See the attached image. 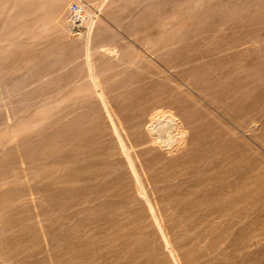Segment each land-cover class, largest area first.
<instances>
[{"label": "rangeland", "instance_id": "rangeland-1", "mask_svg": "<svg viewBox=\"0 0 264 264\" xmlns=\"http://www.w3.org/2000/svg\"><path fill=\"white\" fill-rule=\"evenodd\" d=\"M9 1L14 3H10L13 4L11 6L14 8L12 11H9V9H13L9 5ZM54 1L56 0H0V11L6 8V10L1 11L2 20L0 18V40L2 39L0 41V57L4 58H0V61L2 60L0 69L3 68L2 72L0 71V82L3 83H0V264H36L37 261V264H264V51H262L264 50V6L262 5L264 1L221 0L219 2L220 0H215L219 3L217 4L214 0H177L178 2H175L176 0H150L148 2H145V0H117L118 2L116 0H107L104 6H101L102 0ZM62 2L66 3L63 9L59 11ZM209 2L210 4H208ZM124 3L125 6H123ZM205 3L210 7H207ZM41 4L46 6L43 7ZM76 6L79 7L80 12L82 9L85 10L84 25L85 22L87 23L89 14H98V25L103 29V36L108 38V41H105L104 44H113L115 42V44L120 45L122 56L128 63L119 65L116 61H100V63L98 61V69L104 85L106 84V88H116L120 92L122 100H125L124 107L130 112V115L136 112L134 114L136 115L135 118H140V121L136 119V122H141L145 118L148 119L149 116L164 113L170 108H176L175 110L179 115L187 117L186 127L189 131L187 135L180 137L173 144L151 151L149 156L144 157L143 164L139 167H134L133 163H127V167L132 168L127 174L124 164H120L119 172L114 176L109 175L102 183L87 182V187H82L79 190H77L76 183L75 191L77 190L76 194L79 197L76 200L68 199V202L66 200L64 201L66 203H64L63 200L67 198L63 197V200H61L62 198L56 195L57 190H53V194L56 195L55 198L50 197L51 199L46 202L47 204L43 203L44 206H42L43 209L46 207L54 209L48 219H46V226L49 229L47 239L51 242L49 246L46 244V237L43 234L37 216L38 208H34L29 200L27 188L23 187L18 193L13 188L11 175L14 172V164L11 162H13L14 158L13 143L15 138L13 136L16 131L13 130V125L10 123L9 118L16 104L20 105L22 119L34 115L39 107L38 95H44L42 97H44L46 108L49 111V122H52L66 114L68 110L75 108V106L82 105L88 97V94L82 93L88 87V83L86 81V72L83 71L85 68L84 66L81 67V57L77 58L76 62L70 63L65 67L63 65L66 64H52L50 62L52 56L68 57L70 53L74 57L73 53L79 55L81 52L80 49L73 50L75 46L77 47V44L68 43V35L64 32V29H69L72 24L73 8ZM106 7L107 9H104ZM118 7H120V11ZM200 7L202 9H200L201 13L200 10L197 11ZM37 8H39L38 11ZM188 8L189 10H187ZM205 8V13H203ZM208 8L209 11H207ZM51 9L53 12L50 11ZM114 10L118 13H113L115 12ZM43 11L45 14H41ZM57 11L58 13H56ZM69 12L73 15L71 16ZM181 13L185 15H180ZM230 13L231 15L228 16ZM5 14H7L6 18H3ZM63 14L65 15L61 16ZM81 14L84 15L83 12ZM48 15H54V18H48ZM40 16H43L44 19L43 21L41 17L39 21V23L43 21L41 22L43 26L37 23ZM222 16L225 18H222ZM230 16L236 19H232ZM217 18H220V20L218 21ZM214 19L217 20L215 21ZM172 21L173 24H170ZM36 23L37 25H35ZM105 23H108V25ZM152 23L153 25H151ZM163 23L167 27H164ZM49 24L52 26L49 27ZM146 24L150 25L146 26ZM186 24L189 27L185 26ZM222 24L224 25L221 28ZM117 25L119 28L121 27V31H125L124 35L123 32L117 33L119 32ZM138 26L143 27L139 29L140 27ZM154 26L157 28H154ZM199 26L202 27L200 28ZM206 26L210 29V34H208L209 31ZM34 27L35 32L32 30ZM159 27L163 29H159ZM151 28L152 30L150 31ZM217 29L219 30L216 31ZM17 31L21 34L20 38L22 37V39L17 35ZM28 32L31 34L24 36ZM109 32L112 33L108 34ZM10 33V37L15 35L16 38H10ZM151 33L154 34L151 35ZM158 33L159 35H157ZM192 35L197 36L194 37ZM36 36L39 37L37 38ZM154 36L155 38H153ZM62 37L66 38L62 39ZM93 37L96 39L97 34H94ZM29 38L30 41L32 39L31 42H28ZM183 38H187L189 45L192 44L190 45L192 49L196 50L197 48L187 60L183 57L179 58V56H171V58L168 55L162 58L157 56L145 58L143 57L144 50L137 47L142 46L144 48L147 44H162L167 41L178 45ZM200 38H204V41L202 42ZM52 39L56 40L52 42ZM117 39L119 41H116ZM154 39L156 40L155 42H153ZM6 40L8 41L7 45H4ZM38 40L42 42H38ZM197 40H200L199 42L203 46L198 45L199 42ZM33 42H38L36 44L37 47ZM23 43H25V46ZM55 43L63 45L60 48L58 44L61 50L58 49ZM206 43L207 45H205ZM219 43L222 45H218ZM18 44H22L21 46L23 47ZM71 44L73 47L70 46ZM193 44L196 47H193ZM16 45L17 48L13 47ZM71 47L72 52H70ZM52 48H55V50ZM45 49L46 54L45 51H41ZM65 49H68V52ZM208 49H212V52ZM60 51L61 53L58 54ZM32 52L35 55L37 53V57L41 55L39 53L45 54L42 57H47V60H40L41 64L35 67L25 65V61L29 58V55H32ZM8 53L10 54L8 55ZM27 54L28 56H26ZM35 55L30 56V58L35 57ZM7 56L9 58H6ZM20 56L22 58L26 57L23 58L25 60L22 61ZM175 59L178 61L175 62ZM48 60L49 64L47 63ZM16 63H18V65H15L17 70L14 69L17 72L13 70ZM40 65L46 66V69ZM75 66L81 71L74 68ZM70 68L72 75H70ZM52 69L53 71L50 72ZM56 70L60 71L57 72ZM28 71L31 73L26 76ZM32 71H34V75L39 71V77L37 75L35 77ZM74 71L77 73L74 74L75 77L73 76ZM239 73L242 74L240 75ZM225 74L227 75L226 77ZM9 76L10 79L13 78L14 80L12 83H10L11 80H8ZM41 76L45 78L42 77V79L40 78ZM17 77L25 78V80L23 79L24 83L20 84L23 82L22 79L20 83L15 82ZM234 78L237 80L235 81ZM51 79L54 81L56 79L55 82L58 85L54 81L51 82ZM71 79L72 82H70ZM214 79H219L220 81H215ZM76 80L79 82H76ZM29 81L30 85L36 82L35 85H32L34 89L28 90V92H26L27 90L23 91L21 87L29 84ZM65 81L67 85L64 84ZM41 82L43 83L41 84ZM213 85L216 86L214 87ZM5 86L7 89H5ZM17 87H19V90ZM227 87L229 92L226 89ZM261 88L262 90L259 92ZM53 92H55L56 96L53 95ZM261 94H263V97H261ZM143 98L144 101L142 100ZM30 99L33 100L30 101ZM254 103L256 104L254 105ZM24 105L25 107H23ZM133 108L134 110L130 111ZM131 118L129 117V119ZM180 118L175 117V122L168 129L174 130L177 126H180ZM168 121H170V118H168ZM104 136L110 143L111 138L107 132ZM182 142L188 144L183 147ZM109 147H111V151H116L113 146L110 145ZM92 148L95 153L101 150L100 147L94 146ZM87 153L90 154L89 151ZM115 157L119 158V155L115 153ZM1 158L4 159L1 160ZM98 159L100 160L96 156L89 158L81 165L82 167H91L93 164L98 163ZM79 167L80 164H76L73 169H79ZM4 177L7 183L2 180ZM151 177L152 179H150ZM117 179L125 181L123 182L125 185L133 186L136 189L142 187L145 196L140 201L131 202L129 199L128 202L127 198H122L120 195L121 187ZM157 181L159 185L156 188L151 190L145 188L147 183ZM81 184L85 186L84 181L78 185L82 186ZM121 198L124 202H120L122 201L120 200ZM150 198L153 201L161 202L160 209H148L151 206ZM178 203L181 205H178ZM64 205V211L62 213L59 212L60 206ZM77 206L83 207L78 208ZM76 207L77 209L73 211ZM170 210L174 213H171ZM68 211H70L69 215L64 213ZM62 214L64 215L62 216ZM139 214L140 219H136ZM106 218L109 219L107 220ZM74 219L75 223L72 222ZM65 222L67 223L65 224ZM69 223L72 225H69ZM4 227H7L8 230L4 231ZM60 228L62 229L60 230ZM141 228L142 233L139 230ZM153 228L159 229L160 236L169 233L171 237L174 233L173 238L178 240L177 244L180 246V250L174 252L177 248H173L167 253L165 252V254L164 251L166 250L159 245L156 229ZM120 229L123 232H119L122 231ZM73 234L75 238H73ZM60 235L61 238L59 237ZM175 236L177 237L175 238ZM52 237L57 240H52ZM69 237H71L69 240L73 239V241H69ZM138 237H141L140 241ZM50 249L54 250L50 251ZM46 252L48 254H45ZM41 254L43 257H41ZM131 255L134 257H131ZM39 257L42 260L41 262ZM61 259L64 260L62 261Z\"/></svg>", "mask_w": 264, "mask_h": 264}, {"label": "bare ground", "instance_id": "bare-ground-1", "mask_svg": "<svg viewBox=\"0 0 264 264\" xmlns=\"http://www.w3.org/2000/svg\"><path fill=\"white\" fill-rule=\"evenodd\" d=\"M14 1V0H13ZM17 1V0H16ZM58 1V0H56ZM54 1V2H56ZM74 1V0H73ZM110 1V0H109ZM108 1V2H109ZM112 1V0H111ZM124 1V0H123ZM129 1V0H128ZM127 1V3H128ZM150 0H145V2H148ZM169 1V0H168ZM184 1V0H183ZM215 1V0H214ZM219 1V0H217ZM229 1V0H228ZM252 1V0H251ZM264 1V0H263ZM12 2V1H11ZM9 1V5H13V4H10L11 3ZM21 2V1H20ZM68 2V1H67ZM107 0H102L101 2V6H104L106 4ZM116 2H118L116 0ZM140 2V1H139ZM175 2H178L177 0ZM190 2V1H189ZM197 2V1H196ZM216 2V1H215ZM214 2V3H215ZM221 2V0L219 1ZM253 2V1H252ZM258 2V0L256 1ZM41 3V2H40ZM65 3L66 2H62V4L60 5V8H59V11L60 9H63V7L65 6ZM126 3V2H125ZM125 3L123 6H125ZM182 3V2H180ZM200 4V2H198ZM212 3V2H211ZM217 4H219L218 2H216ZM224 3V2H222ZM236 3V2H235ZM43 4V3H42ZM41 4V5H42ZM52 4V3H51ZM68 4V3H67ZM80 4V3H79ZM100 4V3H98ZM98 4H97V7H98ZM175 4H178V3H175ZM204 4V3H203ZM206 4V3H205ZM210 4V2L208 3ZM132 5V4H131ZM135 5H138V4H135ZM174 5V3H173ZM190 5V4H189ZM193 5V3H192ZM191 5V6H192ZM207 5V4H206ZM241 5V4H240ZM249 5V4H248ZM253 5V4H252ZM264 6V4H262ZM43 7H45L44 5H42ZM40 6V7H42ZM122 6V8H123ZM128 6V5H127ZM179 6V5H177ZM188 6V4H187ZM198 6V5H197ZM216 6V4H215ZM256 6V5H254ZM12 7V6H11ZM10 7V8H11ZM15 7V5H14ZM83 7V6H82ZM85 7V6H84ZM100 7V6H99ZM196 7V6H195ZM199 7V6H198ZM203 7V5H202ZM207 7H210L207 5ZM206 7V8H207ZM219 7V6H218ZM217 7V8H218ZM253 7V6H252ZM259 7V6H257ZM256 7V8H257ZM13 8V7H12ZM109 8V7H108ZM120 7H118V10L120 11L119 9ZM127 8V7H126ZM192 8V7H191ZM194 8V7H193ZM205 9L203 13H205ZM246 8V7H244ZM251 8V7H250ZM46 9V8H45ZM104 9H107L104 8ZM198 9V8H196ZM201 9V7L197 10L199 11ZM213 9V8H211ZM216 9V7H215ZM243 9V8H242ZM252 9V8H251ZM260 9V8H259ZM4 11L6 10V8L4 9H1V11ZM12 11L14 10L13 9H9V11ZM39 10V8H37V11ZM41 10V8H40ZM58 10V9H57ZM71 10V9H70ZM69 10V11H70ZM98 10V9H97ZM101 10V8H100ZM103 10V9H102ZM110 10V9H109ZM117 10V9H116ZM116 10H114L115 12L113 13H118L116 12ZM189 10V8L187 9ZM192 10V9H190ZM195 10V9H194ZM202 10V9H201ZM201 10H200V13H201ZM253 10V9H252ZM1 11H0V18L2 20V17H1ZM8 11V12H9ZM51 12L52 9L50 10ZM123 11V10H122ZM161 11V10H160ZM172 11V10H171ZM193 11V10H192ZM191 11V12H192ZM209 11V8L208 10ZM232 11V10H231ZM7 12V11H6ZM7 12V13H8ZM68 12V11H67ZM85 12L84 9L81 10V12L79 11V15L77 14H74V16H72L73 14H71L72 16V20H71V26L69 27V29H64V32L65 34L68 35V43H72L73 45L77 44V47L75 46V48H73V50L77 49L80 51V54L77 56L76 54H72L76 55L75 59L74 57H72L70 55V53L67 55L68 57H51L52 60L50 61L52 64L54 63H57V64H66V65H63V67L65 66H68L70 63H73V62H76L77 58H82V66H84L85 71L86 72V81L88 83V87L82 91L83 94H88L87 98L84 100L83 104L80 105V106H75V108L71 109V110H68L66 114H64L63 116H61L60 118H58L57 120L55 121H52V122H49V119H50V116H49V111L47 110L46 108V101L44 99V95H38L39 97V107L37 109V112L34 114V115H30L28 116L27 118L25 119H22L21 117V111H20V105H17L15 106V108L13 109V111H11V115H10V123L13 125V130L16 131V133H14V158H13V163L14 164V172L13 174L11 175V178H12V183H13V188L14 190H16V193H18L19 191H21L23 189V187H26L27 188V193L29 195V200L32 202L34 208H38V213H37V216L39 218V222H40V225L42 227V230H43V234L44 236L46 237V244L47 245H51L49 242V240L47 239V235H48V226H46V219H48V216H50V214L54 211V209L52 207H49V208H45L43 209L42 206L43 203L44 204H47L46 202H48L52 197V198H55V196H59L60 198H62L61 200H63V197H66L67 199H64V201L67 200L68 202V199L70 200H76L78 197V195L76 194V191L79 190L80 188L84 187L86 188L87 187V182H95V183H102L105 181V178L109 177V175L111 176H114L116 175L119 170H120V164H124L125 166V172L126 174L128 172H130V170H132V168H129L127 167V163H133L134 167H139L140 165L143 164V160H144V157L145 156H149L150 152L151 151H154V150H158L160 148H162L163 146L165 145H171L173 144L176 140H179L180 137H183L185 135L188 134V131L189 129L186 127V123L188 122L187 120V117H184L183 115H179L177 112H176V108L173 109V108H170L168 111L166 110V112L164 111V113H161V114H156V115H153V116H149L148 119L145 118V120L139 122L140 118L137 119L135 118L136 115H130V112H128V110L124 107V102L125 100H122L121 98V94L120 92H118V90L116 88H112V89H108L106 88V84L104 85L103 83V80L100 76V72H99V69H98V63H100V61H116L118 62L119 65H123V64H126L128 63L125 59H124V56H122V52H121V47L120 45L118 44H115V42L113 44H104L105 41H108L106 37L103 36V29L101 28L100 25H98V14H89L88 15V19H87V23L85 22V25H84V19H85V16L86 14L82 15L81 13ZM98 12V11H96ZM106 12H108L106 10ZM124 12V11H123ZM131 12V10H130ZM143 12V11H142ZM229 12V11H228ZM256 12V11H254ZM4 13V12H3ZM2 13V14H3ZM41 13V12H40ZM45 14V12L43 11L41 14ZM58 13V11L56 12ZM60 13V12H59ZM88 13V12H86ZM101 13V12H100ZM105 13V11H104ZM103 13V14H104ZM111 13V12H110ZM168 13V12H167ZM182 13H186V12H182ZM180 14V15H185V14ZM189 13V11H188ZM194 13V12H192ZM199 13V14H200ZM222 13V12H221ZM9 14H11L9 12ZM40 14V15H41ZM53 14V13H52ZM68 14V13H67ZM106 14V13H105ZM109 14V13H108ZM152 14V13H151ZM191 14V13H190ZM227 14V13H226ZM238 14V12H237ZM260 14V13H259ZM4 15V14H3ZM6 15L3 17V18H6ZM27 15V14H26ZM25 15V16H26ZM54 15H55V11H54ZM54 15L53 16H47L48 18L49 17H53L54 18ZM57 15V14H56ZM59 15V14H58ZM65 14L61 15V16H64ZM145 15V13H144ZM163 15V13H162ZM161 15V16H162ZM196 15V14H195ZM193 15V16H195ZM231 15L228 14V16ZM255 16V14H253ZM252 15V16H253ZM9 16V15H8ZM24 16V15H22ZM82 16V17H81ZM138 16H141V15H138ZM155 16V15H154ZM159 16V17H161ZM189 16V14H188ZM221 16V15H220ZM241 16H242V13H241ZM42 17V20L44 21L43 19V16H40L39 17V20L37 23H39V21L41 20L40 18ZM69 17V15H68ZM102 17V16H101ZM180 17V16H179ZM178 17V18H179ZM192 17V16H191ZM204 17V16H203ZM224 16H222L223 18ZM226 17V15H225ZM224 17V18H225ZM236 17V16H235ZM8 18V17H7ZM37 18V17H36ZM56 18V17H55ZM70 18V17H69ZM68 18V19H69ZM103 18V17H102ZM193 18V17H192ZM194 18H197V17H194ZM221 18V17H220ZM220 18H217L218 21L220 20ZM230 18H232V16H230ZM234 18V17H233ZM232 18V19H233ZM240 18V17H239ZM238 18V19H239ZM19 19V18H18ZM52 19V18H51ZM59 19V18H58ZM107 19V18H106ZM105 19V20H106ZM109 19V17H108ZM143 19V18H142ZM177 19V18H176ZM190 19V18H189ZM216 19V20H217ZM236 19V18H234ZM13 20V19H12ZM110 20V19H109ZM130 20V19H129ZM158 20V19H157ZM215 20V19H214ZM213 20V21H214ZM215 20V21H216ZM222 20V19H221ZM41 21V22H43ZM54 21V20H53ZM113 21V20H112ZM147 21V20H146ZM176 21V20H175ZM198 21V20H197ZM196 21V22H197ZM208 21V20H206ZM258 21V20H257ZM41 22L39 23L41 25ZM81 22V23H80ZM109 23V21H107ZM1 23V21H0ZM5 23H7L5 21ZM21 23V21H20ZM37 23L35 25H37ZM52 23V21H51ZM69 23V22H68ZM104 23V22H103ZM108 23H105L108 25ZM140 23V22H139ZM138 23V24H139ZM155 23V22H154ZM178 23V22H177ZM101 24V23H100ZM104 24V25H105ZM112 24V23H111ZM114 24V23H113ZM137 24V23H136ZM164 24V27H167L165 26V23ZM168 24V23H167ZM170 24H173V21L170 23ZM207 24V23H205ZM18 25V24H17ZM39 25V26H40ZM57 25V23H56ZM70 25V24H69ZM110 25V24H109ZM115 25V24H114ZM150 25V24H148ZM146 24V26H148ZM153 25V23L151 24ZM175 25V24H174ZM173 25V27H174ZM208 25V24H207ZM224 24L221 25V28L223 27ZM264 25V24H263ZM43 26V25H41ZM49 27H51L52 25H48ZM144 26V27H146ZM169 26V25H168ZM184 26V24H183ZM187 27H189V25H185ZM204 26V24H203ZM252 26V25H251ZM37 27V26H36ZM65 27V26H64ZM68 27V26H67ZM66 27V28H67ZM109 27V26H108ZM107 27V28H108ZM117 27V30L119 32L117 33H121L123 31L120 30V28L118 27V25L116 26ZM136 27V26H135ZM140 27V26H138ZM143 26H141L139 29H142ZM156 26H154L155 28ZM186 27V28H187ZM200 28L202 26H199ZM198 27V28H199ZM207 27V26H206ZM39 28V27H38ZM38 28H36L38 30ZM47 28V27H46ZM61 28V27H60ZM130 28V27H128ZM157 28V27H156ZM161 27H159L160 29ZM197 28V29H198ZM208 28V27H207ZM206 28V29H207ZM220 28V26H219ZM21 29V28H20ZM29 29V28H27ZM35 27L32 28L33 32L34 31ZM132 29V28H131ZM130 29V30H131ZM163 29V28H161ZM264 29V28H263ZM7 30V29H5ZM19 30V29H18ZM36 30L37 33H39L38 31ZM54 30V29H53ZM56 30V29H55ZM108 30V29H107ZM110 30V29H109ZM115 31V29H113ZM127 30V29H126ZM152 30V28L150 29V31ZM154 30V29H153ZM194 30V29H193ZM213 29H211L212 31ZM219 29H217L216 31H218ZM252 30V29H251ZM2 31V30H1ZM21 31V30H20ZM111 31V30H110ZM139 31V30H138ZM157 32H159L158 30H156ZM155 31V32H156ZM161 31V30H160ZM198 31V30H197ZM208 34H210V29L208 28ZM214 31V30H213ZM227 31V30H226ZM259 31V30H258ZM257 31V33L259 34V32ZM19 31H17L16 33H18ZM30 32V31H29ZM27 35H24V36H28L29 33ZM32 32V33H33ZM43 32H45L43 30ZM51 32V31H50ZM108 32V31H107ZM125 32V31H124ZM123 32V35L125 34ZM263 32V31H262ZM14 33V34H16ZM24 33V32H22ZM41 33V32H40ZM112 32H109L108 34H111ZM115 33V32H114ZM195 33V32H194ZM193 33V34H194ZM215 33V31H214ZM219 33V32H218ZM225 33V32H224ZM224 33H220V34H224ZM13 34V33H12ZM25 34V33H24ZM34 34V33H33ZM51 34V33H49ZM94 34H97V38L94 39ZM132 34V33H131ZM154 34V33H153ZM151 33V35H153ZM228 34V32H227ZM11 33L9 34V37H10ZM17 35H19V38H20V33H18ZM61 35V34H60ZM114 35H117V34H114ZM159 35V33L157 34ZM207 35V34H206ZM35 36V35H34ZM33 36V37H34ZM99 36V38H98ZM126 36V35H125ZM130 36V35H129ZM194 36V35H192ZM191 36V37H192ZM197 36V35H196ZM194 36V37H196ZM208 36V35H207ZM210 36V35H209ZM212 36V35H211ZM219 36V35H218ZM222 36V35H220ZM225 36V35H224ZM263 36V35H262ZM13 37V35L11 36ZM10 37V38H11ZM30 37V36H29ZM37 37V36H36ZM39 37V36H38ZM37 37V38H38ZM60 37V36H59ZM117 37V36H116ZM179 37V36H178ZM190 37V38H191ZM192 37V38H194ZM199 37V35H198ZM197 37V39H198ZM206 37V36H205ZM204 37V38H205ZM223 37V36H222ZM232 37V36H231ZM5 38V37H4ZM3 38V40L5 41V39ZM13 38H16V36L14 35ZM12 38V39H13ZM27 38V37H26ZM25 38V39H26ZM66 38V37H65ZM62 37V39H65ZM124 38V37H123ZM155 38V36L153 37ZM203 38V39H204ZM211 38V37H210ZM225 38V37H223ZM229 38V37H228ZM258 38V37H257ZM264 38V37H263ZM8 39V38H6ZM18 39V37H17ZM22 39V37L20 38ZM24 39V38H23ZM42 39V38H41ZM202 38H200L201 40ZM201 40L202 42L204 40ZM209 39V38H207ZM262 39V38H261ZM53 40H56V39H52V42ZM59 40V39H58ZM61 40V38H60ZM177 40V39H176ZM191 40V39H189ZM199 40V41H200ZM2 41V39L0 40ZM11 41V40H10ZM30 41V38L28 40V42ZM32 41V39H31ZM30 41V42H31ZM41 41V40H38V42ZM116 41H119V39H117ZM134 41V40H133ZM156 40L154 39L153 42H155ZM197 40V42H199ZM8 41L6 40L5 44L4 45H7ZM37 42V43H38ZM42 42V41H41ZM224 42V41H223ZM222 42V44H223ZM257 43V41H255ZM262 42V41H261ZM19 43V42H18ZM35 43V45L37 44L36 42H33V44ZM63 44V42H61ZM112 43V42H111ZM179 43V42H178ZM194 43V42H192ZM218 43V42H216ZM215 43V44H216ZM255 43V44H256ZM264 43V41H263ZM9 44V43H8ZM11 44V43H10ZM24 46H25V43H23ZM58 44H59V47L62 48V46L64 45H61L60 43H55V45H57L58 47ZM70 45L73 47V45ZM198 44V43H196ZM221 43H219L218 45H220ZM221 44V45H222ZM3 45V46H4ZM19 45V44H18ZM22 44H20L19 46H21ZM39 45V44H38ZM61 45V46H60ZM179 45V46H178ZM178 45H174L173 42H170V41H167V42H164L162 44L160 43H157V44H147L145 45L144 48H147V49H144L142 46H137L139 48H141V50H144V56L145 58H148L149 56L150 57H165L166 55L168 56H179V58L183 57L185 58V60H187V58H189L194 51L197 50H194V48L192 49L190 47V44L188 43V40L187 38H183V40H180V43ZM200 46H203L201 45V42H199ZM207 45V43L205 44ZM220 45V46H221ZM9 46H12V45H9ZM40 46V45H39ZM196 47V45L193 44V47ZM225 46V45H224ZM15 48H17V45L16 46H13ZM12 47V48H13ZM23 47V46H21ZM21 47H18V48H21ZM28 47V46H27ZM33 47V46H31ZM37 47V45H36ZM41 47V46H40ZM52 47V46H50ZM55 47V48H57ZM58 47V49H60ZM67 47V45H66ZM72 47H71V50L70 52H72ZM178 47V48H177ZM232 47V46H231ZM2 48V47H1ZM7 48V47H6ZM55 48H52L55 50ZM199 48V46H198ZM234 48V47H232ZM5 49V48H4ZM11 49V47H10ZM26 49V47H25ZM29 49V48H28ZM57 49V50H58ZM231 49V48H230ZM229 49V50H230ZM12 50V49H11ZM14 50V49H13ZM61 50V49H60ZM67 50L68 52V49H65V51ZM207 50V49H206ZM209 50V49H208ZM212 50V49H211ZM211 50H209L210 52H212ZM214 50V49H213ZM1 51V50H0ZM7 51V50H6ZM41 51H45V54H46V49L45 50H41ZM40 51V52H41ZM59 51V50H58ZM57 51V52H58ZM205 51V50H204ZM264 51V50H262ZM19 52V51H18ZM22 52V51H21ZM30 52V51H29ZM28 52V53H29ZM206 52V51H205ZM204 52V53H205ZM217 52V51H215ZM27 53V52H26ZM61 51L58 53L60 54ZM141 53V52H140ZM202 53V52H201ZM4 54V53H3ZM6 54V52H5ZM4 54V55H5ZM10 53H8L9 55ZM31 54V53H30ZM41 54V55H40ZM44 54V55H45ZM53 54V53H51ZM65 54V53H64ZM67 54V53H66ZM14 55V54H13ZM32 55L34 56L35 54H33L32 52ZM32 55H29V58L25 61V65H30V67H35L36 65H39L41 64L40 63V60H47V57H42L44 56L42 53H39V57H37V53L35 55V57H31ZM49 55V54H48ZM223 55V54H221ZM23 56V55H22ZM28 56V54L26 55ZM195 56V55H194ZM205 56V55H204ZM203 56V57H204ZM4 57V56H3ZM12 57V55H11ZM15 57V56H14ZM21 57V56H20ZM19 57V58H20ZM193 57V56H192ZM1 58V57H0ZM6 58H9V56H7ZM22 58V57H21ZM20 58V59H21ZM23 58H26V57H23ZM23 58L21 59L22 61ZM130 58V57H129ZM128 58V59H129ZM172 58V57H171ZM1 59H4V58H1ZM16 59V57H15ZM14 59V61H16ZM101 59V60H100ZM127 59V60H128ZM152 59V58H151ZM155 59V58H154ZM166 59V58H165ZM9 60V59H7ZM6 60V61H7ZM12 60V59H10ZM19 60V59H18ZM177 62L178 60L175 59ZM2 61V60H1ZM0 61V63H2ZM81 61V60H80ZM99 61V62H98ZM174 61V60H173ZM190 61V60H189ZM49 62V60L47 61V63ZM98 62V63H97ZM202 62V61H201ZM263 62V61H262ZM11 63H14V62H11ZM20 63V62H19ZM182 63V62H181ZM189 63V62H187ZM186 63V64H187ZM49 64V63H48ZM80 64V62H79ZM256 64V63H255ZM264 64V63H263ZM1 65V64H0ZM8 65V64H7ZM6 65V66H7ZM15 65H18V63L14 64V67H13V70H15ZM189 65V64H188ZM5 66V67H6ZM11 66H13L11 64ZM42 66L44 69H46L44 67V65H40ZM56 66V65H55ZM61 66V65H60ZM59 66V67H60ZM73 66V65H72ZM102 66V65H101ZM182 66V65H181ZM187 66V65H185ZM254 66V65H253ZM26 67V66H25ZM58 67V69H60ZM62 67V66H61ZM62 67V68H63ZM2 68V67H1ZM15 68V69H14ZM17 68H20V67H17ZM48 68V66H47ZM74 68H77V66H75ZM73 68V69H74ZM247 68V67H245ZM3 69V68H2ZM2 69H0V71L2 72ZM25 69V68H24ZM30 69V68H29ZM28 69V70H29ZM33 69V68H32ZM36 69V68H35ZM39 69V68H38ZM67 69V68H66ZM66 69H64L66 71ZM83 69V68H82ZM11 70V71H13ZM17 70V69H16ZM15 70V72H17ZM34 70V69H33ZM43 70V69H42ZM63 70V71H64ZM78 70V68H77ZM107 70V68H106ZM243 70V69H242ZM53 71L50 70V72ZM57 71V70H56ZM60 70H58L57 72H59ZM78 71H81V69H79ZM101 71V70H100ZM237 71V70H235ZM234 71V72H235ZM14 72V71H13ZM12 72V73H13ZM36 72V71H35ZM38 72L37 71L36 75L38 76ZM70 72H71V68H70ZM106 72V71H104ZM187 72V71H186ZM247 72V71H246ZM245 72V73H246ZM257 72V71H256ZM260 72V71H259ZM10 73V72H9ZM29 73H31L30 71H28V74H26V76L30 75ZM34 73V71H32V74ZM55 73V72H54ZM62 73V72H61ZM60 73V74H61ZM79 73V72H78ZM189 73H192V72H189ZM195 73V72H193ZM227 73V72H226ZM230 73V72H229ZM233 73V72H232ZM254 73V72H253ZM23 74V73H22ZM42 74V73H41ZM48 74V73H47ZM70 74V73H69ZM68 74V75H69ZM74 74H77L75 71L73 73V76L75 77ZM84 74V73H83ZM240 74V73H239ZM238 74V75H239ZM242 74V73H241ZM240 74V75H241ZM255 74V73H254ZM257 74L259 75V73L257 72ZM256 74V75H257ZM34 75V74H33ZM36 75H34L35 77H37ZM40 75V74H39ZM43 75H46V74H43ZM50 75V73H49ZM48 75V76H49ZM52 75V74H51ZM72 75V72L71 74ZM228 75H231V74H228ZM233 75V74H232ZM237 75V76H238ZM25 76V77H26ZM60 76V75H59ZM81 76V75H79ZM83 76V75H82ZM227 75L225 74V77ZM234 76V75H233ZM236 76V75H235ZM3 77V76H2ZM32 77V76H31ZM39 77V76H38ZM44 76H41L40 78H42ZM47 77V76H46ZM232 77V76H231ZM244 77V76H243ZM1 78V77H0ZM39 78V79H40ZM45 78V77H44ZM56 78V77H54ZM77 78V77H76ZM233 78V77H232ZM238 78V77H237ZM249 78V77H248ZM251 78V77H250ZM260 78V77H259ZM4 79V78H3ZM6 79V78H5ZM17 79L15 82L17 83H20L23 81V79L25 80V78L22 79V77H17L15 78ZM22 79V81H21ZM43 79V78H42ZM41 79V80H42ZM59 79V78H57ZM68 79V78H67ZM73 79V78H72ZM72 79L70 82H72ZM148 79V78H146ZM229 79L231 80L230 76H229ZM240 79V78H239ZM244 79V78H243ZM242 79V80H243ZM246 79V78H245ZM8 80H11L10 83H12L14 80L13 78L10 79V76H9V79ZM29 80V79H28ZM27 80V82H28ZM32 80V78H31ZM82 80V79H81ZM80 80V81H81ZM215 81L216 80H219V79H214ZM235 80V78H234ZM237 80V79H236ZM235 80V81H236ZM33 81H34V78H33ZM54 81L53 79H51V82ZM56 81V79H55ZM54 81V82H55ZM75 81V80H74ZM78 80H76L77 82ZM220 81V80H219ZM4 82V81H3ZM26 82V83H27ZM44 82V81H43ZM41 82V84L43 83ZM79 82V81H78ZM144 82V81H142ZM1 83V82H0ZM24 81L20 84H23ZM47 83V82H46ZM56 83V82H55ZM68 84H70L69 82H67ZM233 83V82H232ZM3 84V83H1ZM34 85L36 84L33 83ZM33 84L30 85V81H29V84H26V85H23V87H21V89L24 91V90H27L26 92H28V90H33L34 87L32 86ZM39 84V83H38ZM65 85L66 84V81L64 83ZM219 84V83H218ZM231 84V83H230ZM30 85V86H29ZM56 85H58L56 83ZM217 85V84H216ZM215 85V86H216ZM221 85V84H220ZM7 86V85H6ZM5 86V89H7ZM21 86V85H20ZM19 86V87H20ZM29 86V87H27ZM55 86V85H54ZM62 86H63V83H62ZM214 86V85H213ZM214 86V87H215ZM2 87V86H1ZM19 87L18 90H19ZM33 87V88H32ZM56 87V86H55ZM66 87V86H64ZM69 88V86H67ZM131 87V86H130ZM133 87V86H132ZM220 87V86H219ZM229 87V85H228ZM228 87L226 88L228 90ZM62 88V87H61ZM67 88V90H68ZM217 88V87H216ZM3 89V90H5ZM10 89V88H9ZM16 89V88H15ZM13 89V90H15ZM63 89V88H62ZM12 90V91H13ZM60 90V89H59ZM66 90V89H65ZM150 90V89H149ZM261 89H259V92H260ZM7 91V90H6ZM17 91V90H16ZM21 91V90H20ZM19 91V92H20ZM256 91V90H255ZM22 92V91H21ZM73 92H74V89H73ZM153 92V91H152ZM151 92V93H152ZM229 92V90H228ZM4 93V92H3ZM6 93V92H5ZM12 93V92H10ZM55 94V92H53ZM61 93V92H60ZM64 93V92H63ZM232 93V92H231ZM239 93V92H238ZM2 94V93H1ZM14 94V93H13ZM17 94V93H16ZM51 94V93H50ZM65 94V93H64ZM138 94V93H137ZM153 94V93H152ZM151 94V96H152ZM161 95H163L162 93H160ZM159 94V95H160ZM241 94V93H240ZM258 94V92H257ZM19 95V94H18ZM21 95V94H20ZM236 95V94H235ZM238 95V94H237ZM263 94H261V97ZM6 96V95H5ZM158 97V95H156ZM3 97V96H2ZM20 97V96H19ZM36 97V98H38ZM75 97V96H74ZM144 97V96H143ZM164 97V96H163ZM260 97V98H261ZM73 98V97H72ZM141 98V97H140ZM156 98V97H154ZM259 98V96H258ZM257 98V99H258ZM4 99V98H3ZM7 99V97H6ZM35 99V98H34ZM51 99V98H50ZM49 99V101H50ZM53 99H55L53 97ZM52 99V100H53ZM71 99V98H70ZM148 99V98H147ZM163 99V98H162ZM263 99V98H262ZM11 100V99H10ZM33 100V99H32ZM30 99V101H32ZM144 101V98L142 99ZM141 100V101H142ZM151 100V99H149ZM148 100V101H149ZM6 101V100H5ZM9 101V100H8ZM27 101V100H25ZM29 101V100H28ZM29 101V102H30ZM147 101V103H148ZM152 101V100H151ZM154 101V99H153ZM36 102V101H35ZM138 102V101H137ZM150 102V101H149ZM5 103V102H4ZM17 103V102H16ZM141 103V102H140ZM145 103V102H144ZM8 104V102H7ZM6 104V105H7ZM32 104V102H31ZM35 105V103H33ZM56 104V103H55ZM139 104V103H138ZM256 103H254L255 105ZM26 105V103H25ZM25 105L23 107H25ZM133 106V105H132ZM140 106V105H139ZM161 106V105H160ZM13 107V106H12ZM152 107V106H151ZM135 108V107H134ZM133 109H129L130 111L134 110ZM141 108V107H140ZM143 108V107H142ZM155 108V106H154ZM147 109V108H146ZM10 110V108H9ZM140 110V109H139ZM138 110V111H139ZM142 110V109H141ZM150 110V109H149ZM154 110V109H153ZM159 110V109H158ZM32 111V110H31ZM137 111V113H138ZM64 112V111H63ZM153 112V111H152ZM148 113V112H147ZM145 114V113H144ZM150 115V113H148ZM147 114V115H148ZM141 115V114H140ZM54 116V115H53ZM146 116V115H145ZM144 116V117H145ZM7 117V116H6ZM5 117V118H6ZM129 117H132L131 119H129ZM175 117H181V121H180V126H177L176 129L174 130H170L168 129L169 126H172V124L175 122ZM143 118V117H142ZM168 118H170V121H168ZM136 119L139 120L138 122H136ZM9 124V123H8ZM107 132V134L110 136V143H108V140L105 139V136L104 134ZM114 147V149L116 151H111V147H109L110 145ZM183 144V147L184 145H187L188 143L186 142H182ZM191 144V143H190ZM100 147V151L98 153H95L93 151V148L92 147ZM128 149V151H127ZM90 152V154H88L87 152ZM115 153H117L119 155V158H116L115 157ZM1 154V153H0ZM7 154V153H6ZM10 154V152H9ZM4 156V155H3ZM99 157L100 160L98 159V163H95L93 164L91 167H87V166H83L81 164H84V162H86L89 158H93V157ZM7 158V157H6ZM4 159V158H3ZM1 158V160H3ZM10 160V159H9ZM97 161V160H96ZM9 162V161H8ZM2 163V162H1ZM4 163L7 164V162L4 161ZM10 164V163H9ZM76 164H80V167L79 169H76L73 167L76 166ZM79 166V165H78ZM12 170V171H13ZM74 170V171H73ZM78 171V172H77ZM7 175V174H6ZM86 176L85 178L82 176ZM82 176V177H81ZM9 178V177H8ZM152 179V177L150 178ZM2 180H4V182L7 183L6 181V178H2ZM118 180V179H117ZM82 181H84V185L80 186L78 184L82 183ZM114 181V180H113ZM123 182L125 181H119L118 180V184L119 186L121 187V191H120V195L122 196V198L125 197V199L127 198L128 202H129V199L130 201H140L142 200V197L145 196V193L141 188L139 189H136L135 187L133 186H130V185H125ZM5 183V184H6ZM76 183H77V190L75 191L76 189ZM112 183V182H111ZM139 183V182H138ZM111 185V184H109ZM159 185L158 181L157 182H150V183H147L146 184V187L148 190H151L153 188H156L157 186ZM102 187V186H101ZM100 187V188H101ZM53 190H57V194L54 195L53 194ZM132 191V192H131ZM92 192V191H91ZM88 195V194H86ZM135 195V196H134ZM81 196V194H80ZM91 196V195H89ZM23 197V196H22ZM101 197V196H100ZM115 197V196H114ZM97 198V197H96ZM119 198V197H118ZM120 199L122 201L120 202H124L123 199ZM17 199V198H16ZM105 199V198H104ZM116 199V198H115ZM114 199V200H115ZM162 199V198H161ZM174 199V197H173ZM20 200V199H19ZM109 197H108V201H109ZM111 200H112V196H111ZM119 200V199H118ZM151 201V206L148 208V209H154V210H157V209H160V203L159 201H153L151 198L149 199ZM39 201H43L42 203ZM99 201V199H98ZM105 201H107L105 199ZM146 201V200H144ZM62 202V203H63ZM100 202V201H99ZM104 202V201H102ZM112 202V201H111ZM115 202V201H114ZM117 202V201H116ZM163 202V201H162ZM169 202V201H168ZM66 203V202H64ZM88 204V203H87ZM86 204V205H87ZM91 204V203H90ZM101 204V203H100ZM180 203H178L179 205ZM23 205V204H22ZM84 205V204H83ZM93 205V204H92ZM91 205V206H92ZM124 205V204H123ZM181 205V204H180ZM25 206V205H24ZM96 206V205H95ZM102 206H103V203H102ZM106 206V204H105ZM122 206V205H121ZM176 206V205H175ZM28 207V206H27ZM64 206H60V208L58 209L59 212H63L64 211ZM78 208L79 207H83V206H77ZM76 208H72L73 211H75ZM120 207V206H119ZM184 207V206H182ZM104 208V207H103ZM175 208V207H174ZM180 208V207H179ZM193 208V207H192ZM190 208V209H192ZM116 209V208H115ZM121 209V207H120ZM119 209V210H120ZM189 209V208H188ZM71 210V209H70ZM113 210V208H112ZM171 210H172V207H171ZM170 210V211H171ZM177 210V209H176ZM174 210V211H176ZM98 211V210H97ZM96 211V212H97ZM122 211V209H121ZM120 211V212H121ZM168 211V210H167ZM178 211H181V210H178ZM106 212V211H105ZM119 212V213H120ZM173 211H171L172 213ZM65 214H70V211H68L67 213L64 212ZM93 213V212H92ZM123 213V212H121ZM168 213V212H167ZM174 213V212H173ZM60 214V213H59ZM68 214V215H69ZM83 214V213H82ZM85 214V213H84ZM64 214H62L63 216ZM80 215V214H78ZM176 215V214H175ZM82 216V215H81ZM87 216V215H85ZM132 216V215H130ZM136 216V215H134ZM174 216V215H173ZM184 216V214H183ZM55 217V216H54ZM59 217V216H58ZM66 217V216H64ZM88 217V216H87ZM104 217V216H103ZM109 217V216H108ZM119 217V216H118ZM125 217V216H123ZM178 217V216H177ZM56 218V217H55ZM76 218H78L76 216ZM134 218V217H133ZM169 218V217H168ZM176 218V217H175ZM107 219V218H106ZM109 219V218H108ZM107 219V220H108ZM120 219V218H119ZM131 219V218H130ZM129 219V220H130ZM136 219H140V214H139V217L136 218ZM135 219V221H136ZM174 219V217H173ZM55 220V219H54ZM57 220V219H56ZM78 220V219H77ZM132 220V219H131ZM70 221V220H69ZM91 221V220H90ZM75 223V219L74 221H72ZM70 222V223H72ZM116 222V221H115ZM132 222V221H131ZM138 222V221H137ZM67 222H65L66 224ZM69 225H72L70 224ZM89 223V222H88ZM101 223V222H100ZM64 224V225H65ZM134 224V223H133ZM56 225V224H55ZM75 225V224H74ZM94 225V224H93ZM58 226V224H57ZM68 226V224H67ZM91 226V225H90ZM106 226V225H104ZM137 226V225H136ZM155 226V225H154ZM50 227V226H49ZM60 227V226H59ZM65 227V226H64ZM76 227V225H75ZM133 227V226H132ZM130 227V228H132ZM135 227V226H134ZM82 228V227H81ZM121 228V227H119ZM129 228V229H130ZM62 228H60L61 230ZM103 229V228H102ZM153 229H156V235H158L157 237L159 238V245L163 246V249H165L166 251H164V253L168 252L169 250L173 249V248H177L174 252H177L180 250V246H178L177 242L178 240H175L173 238V235L174 233L171 235L170 237V234L169 233H165V235H163V233H161L163 236H160V233H159V229L158 228H153ZM4 231H7V227H4L3 228ZM58 230V229H57ZM118 230V228H117ZM116 230V232H117ZM122 230V229H120ZM131 230V229H130ZM138 230V229H137ZM141 230V233H142V228L139 229ZM31 231V230H30ZM38 232V231H37ZM119 232H123L122 231H119ZM138 232V231H137ZM74 233V232H73ZM76 233V232H75ZM131 233V232H130ZM159 233V234H157ZM92 234V233H90ZM114 234V233H113ZM115 235V234H114ZM131 235V234H129ZM63 236V235H62ZM74 236V234H73ZM91 236V235H90ZM136 236V235H135ZM178 236V235H177ZM175 236V238L177 237ZM54 237V236H53ZM51 238L52 240L53 239H56V238ZM61 238V235L59 236ZM64 237V236H63ZM62 237V238H63ZM5 238V237H4ZM50 238V237H49ZM71 237L68 238V240L70 239ZM75 238V236L73 237ZM97 238V237H96ZM137 238V237H136ZM140 238L141 237H138L139 241H140ZM147 238V237H146ZM171 238V239H170ZM170 239V240H169ZM179 239V238H178ZM182 239V238H181ZM57 240V239H56ZM55 240V241H56ZM73 241V239H71ZM69 240V241H71ZM87 240V239H86ZM95 240V239H94ZM180 240V239H179ZM51 241V240H50ZM64 241V240H63ZM62 241V242H63ZM67 241V239H66ZM90 241V240H89ZM142 241V240H141ZM61 242V244H63ZM102 242V241H101ZM60 243V242H59ZM149 243V242H148ZM8 245V244H7ZM118 245V244H117ZM129 246V245H127ZM48 248V247H47ZM52 248H55V247H52ZM57 249V248H56ZM39 250V249H38ZM48 250V249H47ZM52 249H50L51 251ZM54 250V249H53ZM52 250V251H53ZM59 250V248H58ZM49 251V250H48ZM47 251V252H48ZM45 253V254H48V253ZM104 252V251H103ZM11 253V252H10ZM24 253V252H23ZM41 253V252H40ZM39 253V254H40ZM44 253V252H43ZM42 253V254H43ZM165 253V254H166ZM41 254V257H43ZM44 254V255H45ZM101 254V253H100ZM104 254V253H102ZM134 255V254H133ZM133 255H131V257H134ZM47 256V255H45ZM44 256V257H45ZM169 256V255H168ZM6 257V256H5ZM24 257V256H23ZM62 257V256H61ZM8 258V257H7ZM121 258V257H120ZM130 258V257H129ZM40 259V262L42 261L41 258L39 257ZM43 259V258H42ZM95 259V258H93ZM62 260V259H61ZM64 260V259H63ZM62 260V261H63ZM36 261H37V258H36ZM124 262V260H122ZM127 261V260H126ZM22 262V261H21ZM35 262V261H34ZM39 262V263H40ZM25 263V262H23ZM38 263V261H37ZM36 263V264H37ZM94 263V261H93ZM97 263V261H96ZM109 263V262H108ZM120 263V262H119ZM98 264V263H97Z\"/></svg>", "mask_w": 264, "mask_h": 264}, {"label": "built area", "instance_id": "built-area-1", "mask_svg": "<svg viewBox=\"0 0 264 264\" xmlns=\"http://www.w3.org/2000/svg\"><path fill=\"white\" fill-rule=\"evenodd\" d=\"M79 11H80V9H79L78 6H76V7L73 8V14L79 15Z\"/></svg>", "mask_w": 264, "mask_h": 264}]
</instances>
